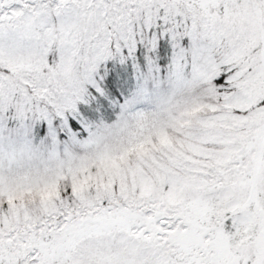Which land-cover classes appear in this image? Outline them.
Here are the masks:
<instances>
[{"label": "snow or ice", "instance_id": "6c2138e0", "mask_svg": "<svg viewBox=\"0 0 264 264\" xmlns=\"http://www.w3.org/2000/svg\"><path fill=\"white\" fill-rule=\"evenodd\" d=\"M0 264H264V0H0Z\"/></svg>", "mask_w": 264, "mask_h": 264}]
</instances>
